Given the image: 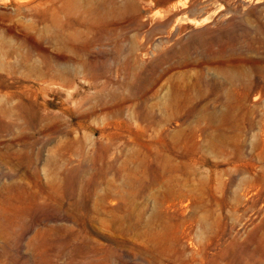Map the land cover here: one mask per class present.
Wrapping results in <instances>:
<instances>
[{"label": "rangeland", "instance_id": "rangeland-1", "mask_svg": "<svg viewBox=\"0 0 264 264\" xmlns=\"http://www.w3.org/2000/svg\"><path fill=\"white\" fill-rule=\"evenodd\" d=\"M0 264H264V0H0Z\"/></svg>", "mask_w": 264, "mask_h": 264}, {"label": "bare ground", "instance_id": "bare-ground-1", "mask_svg": "<svg viewBox=\"0 0 264 264\" xmlns=\"http://www.w3.org/2000/svg\"><path fill=\"white\" fill-rule=\"evenodd\" d=\"M20 2H23V0H19ZM41 2V1H40ZM39 2V3H40ZM19 3V2H18ZM35 5V4H34ZM38 6V5H37ZM41 6V5H40ZM46 6V5H45ZM32 7V6H31ZM18 9H21V8H18ZM40 12V11H39ZM40 18V17H39ZM257 29V28H256ZM259 29H260V27H259ZM220 31V30H219ZM222 32H220V33H217V34H214L213 36H211V37H209V38H207L206 39V41H205V46H207L209 49V53H210V57L208 56V57H205L204 59H206V60H209V59H213V60H216L217 62H219V63H222V64H226V65H228L227 66V68H223V69H221L222 71H221V73L223 74V75H225V77H217V78H215V79H213L212 77H208L207 76V73H206V71L205 70H203V69H200V70H198V71H195L194 72V75H195V77H193V79H191V78H189V77H187V75L186 74H180V76H181V78H183V80H184V84H186V86H188V88L190 87V83H189V81L191 80V81H193L192 83L194 84V85H198V86H201V85H204L205 83H208V82H213L214 84H215V86H217V87H221V86H223V83H225V81H228V80H231L232 81V79L231 78H234L235 76H233L234 75V72H236L237 74H239V75H241L242 73L243 74H248V72H250V69L249 68H246V67H244V66H242V62H239V60L237 59V60H235L236 58H232V56H230V58L229 57H227V56H225L228 52L226 51V49L225 48H221L220 50H218V51H216V52H213L212 51V47L211 46H213V44L214 43H217L218 42V40H220L222 37H223V34L222 33H224L225 35H226V37H227V40L226 41H231L230 42V44H232L233 42H238V40H240V39H245L247 42H249V43H251L250 41H252L253 40V38H250L246 33L244 34V32L243 31H237V30H230V29H224V30H221ZM230 31V32H229ZM32 43V42H31ZM230 44H225L226 46L227 45H230ZM33 46V45H32ZM225 47V46H224ZM40 49V48H39ZM79 49V48H78ZM82 49V48H81ZM188 50H189V47H188V45H184V46H182L179 50H177V51H175V52H178L179 54H181L182 56H185L186 57V60L185 61H188ZM223 53H225V57L223 56ZM230 53H233L232 51L230 52ZM214 54V55H213ZM220 55H221V57H220ZM231 55H233V54H231ZM215 56H216V58H215ZM215 58V59H214ZM195 61V60H194ZM194 61H192V62H194ZM247 61H250V62H256L257 60H252V59H247ZM229 66H231V67H229ZM259 72H262L263 71V69H260L259 68V70H258ZM153 73V72H152ZM236 74V75H237ZM140 75V74H139ZM152 75V74H151ZM144 78H140L139 79V87H142V88H144V85H143V81H145L146 80V78H145V76H143ZM154 77V76H153ZM186 78H189L188 80L186 79ZM149 79V78H148ZM154 80V79H153ZM148 83V82H147ZM146 83V84H147ZM145 84V83H144ZM148 86V85H147ZM146 87V86H145ZM149 87V86H148ZM148 87H146V88H148ZM185 87V86H184ZM187 88V89H188ZM145 89V88H144ZM178 89V88H177ZM143 90V89H142ZM180 90V89H179ZM141 91V90H140ZM142 92H144V91H142ZM185 92V91H184ZM245 95H247V92H245ZM184 104H185V102H183ZM183 104V105H184ZM186 106H188L187 104H186ZM183 107V106H182ZM207 112V111H206ZM216 112L217 111H214V109H212V111H208L207 113H206V115L207 116H209V117H212V116H217V114H216ZM165 113H166V111H165ZM183 113V112H182ZM181 113V114H182ZM150 114V113H149ZM167 114V113H166ZM166 114H164V115H166ZM180 114V115H181ZM151 115V114H150ZM163 115V114H162ZM179 116V115H178ZM182 116V115H181ZM167 117V116H166ZM11 186H13V185H11ZM40 234H41V232H40ZM38 235V234H37ZM42 236V235H41Z\"/></svg>", "mask_w": 264, "mask_h": 264}]
</instances>
